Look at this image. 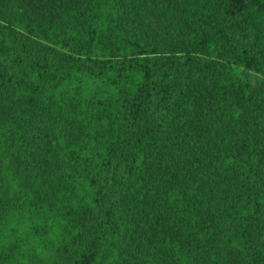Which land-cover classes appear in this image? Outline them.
<instances>
[{"label": "trees", "instance_id": "obj_1", "mask_svg": "<svg viewBox=\"0 0 264 264\" xmlns=\"http://www.w3.org/2000/svg\"><path fill=\"white\" fill-rule=\"evenodd\" d=\"M0 264H264V0H0Z\"/></svg>", "mask_w": 264, "mask_h": 264}]
</instances>
